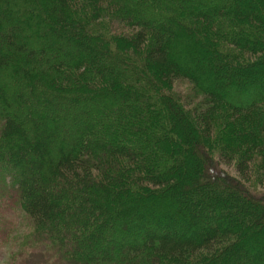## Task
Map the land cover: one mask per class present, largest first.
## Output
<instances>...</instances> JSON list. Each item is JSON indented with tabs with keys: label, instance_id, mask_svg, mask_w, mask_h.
Here are the masks:
<instances>
[{
	"label": "trees",
	"instance_id": "16d2710c",
	"mask_svg": "<svg viewBox=\"0 0 264 264\" xmlns=\"http://www.w3.org/2000/svg\"><path fill=\"white\" fill-rule=\"evenodd\" d=\"M263 183L264 0H0L5 264H264Z\"/></svg>",
	"mask_w": 264,
	"mask_h": 264
},
{
	"label": "rangeland",
	"instance_id": "374dc122",
	"mask_svg": "<svg viewBox=\"0 0 264 264\" xmlns=\"http://www.w3.org/2000/svg\"><path fill=\"white\" fill-rule=\"evenodd\" d=\"M176 86V90L178 91V93L180 92L182 95L184 94V93H188V91H189V87H187V85L185 84V85H182V83H179V85H175ZM232 171V170H231ZM229 173H233V172H230V170L228 171ZM234 176H237L235 173H234ZM238 177V176H237ZM251 177L252 178H254L255 177V174L254 173H252L251 174ZM256 189H255V193L256 194H263L264 193V183L261 185V186H258V187H255ZM165 202V201H164ZM164 202H158L162 207H163V209H164V211H167L168 213H173V214H176V210L178 209V206H174V207H172L173 209H171L170 207L168 208L166 205L167 204H165ZM179 208H180V206H179ZM171 209V210H170ZM184 225V224H183ZM183 225H180V228L178 229L177 227V229L174 231V235H177V236H179V237H186V236H188L189 234V231H187V229L185 228V227H183ZM166 227H167V229H168V226L167 225H165ZM174 227V226H173ZM164 229V228H163ZM172 229V228H171ZM201 230V229H200ZM200 230H199V232H200ZM167 231H170L169 229L167 230ZM196 233H198V231H196ZM250 249H248V251H249ZM248 251H243L244 253H248ZM6 261H8L7 260V245H5V244H3V242L2 241H0V264H5V262Z\"/></svg>",
	"mask_w": 264,
	"mask_h": 264
}]
</instances>
